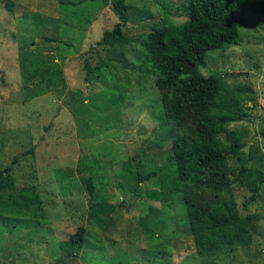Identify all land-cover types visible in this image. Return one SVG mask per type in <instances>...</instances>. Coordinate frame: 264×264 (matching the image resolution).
<instances>
[{
  "label": "rangeland",
  "instance_id": "obj_1",
  "mask_svg": "<svg viewBox=\"0 0 264 264\" xmlns=\"http://www.w3.org/2000/svg\"><path fill=\"white\" fill-rule=\"evenodd\" d=\"M62 1L69 4L0 0V170L10 166L13 183L0 192V218L11 219L0 220V264H264V184L253 197L237 184L231 190L240 217H252L251 240L199 255L171 141L160 139L163 108L145 58L147 36L184 23L188 0H124L122 37L100 50L109 66L89 83L83 53L119 19L109 1ZM256 1L239 0L245 25L237 43L208 52L200 70L224 85L216 110L233 98L246 115L221 139L237 137L241 152L247 146L246 166L264 168V17L252 8ZM69 92L80 98L71 101ZM239 158L229 156L231 169ZM151 170L158 175L136 182V172ZM80 173L94 181L92 207ZM20 190L38 202L11 215ZM79 227L85 245L67 255L59 243Z\"/></svg>",
  "mask_w": 264,
  "mask_h": 264
},
{
  "label": "trees",
  "instance_id": "obj_2",
  "mask_svg": "<svg viewBox=\"0 0 264 264\" xmlns=\"http://www.w3.org/2000/svg\"><path fill=\"white\" fill-rule=\"evenodd\" d=\"M102 1H109L119 21L83 53L82 70L86 83L98 79L101 71L108 68V61L101 57L100 50L118 44L129 18V6L124 0ZM59 2L69 4L62 0ZM238 6L239 0H188V19L184 23L155 28L146 41L145 58L155 75L154 85L163 108L160 139L171 141L170 159L177 183L182 185L186 225L194 236L199 255L216 253L227 246L247 244L251 240L252 217H240L231 190L237 184L246 188L253 197L264 184V168L246 166L250 156L240 151L244 144H240L232 134L230 144L221 139V134L227 132L228 123L246 116L240 103L229 98L218 106L220 110H216L224 85L216 74L204 75L200 70L205 66L208 52L237 43L239 27L245 25V20L236 15ZM251 6L264 17V0H258ZM68 96L71 101L80 98L79 93L69 92ZM239 154L242 163L231 169L229 156L237 157ZM16 161L17 157L13 163ZM10 171V166L0 170V192L13 187L8 174ZM157 175L156 170L136 172V182L150 181ZM79 180L92 207L94 181L91 176L85 177L81 173ZM151 193L156 197L159 194L155 190ZM37 202L35 195L30 196L25 190H20L16 205L10 207L9 212L20 215L24 213L23 209ZM0 220L2 225L11 222L8 218ZM13 222L20 224L19 220ZM85 242V230L79 227L67 240L59 243V248L67 255L77 256Z\"/></svg>",
  "mask_w": 264,
  "mask_h": 264
},
{
  "label": "water",
  "instance_id": "obj_3",
  "mask_svg": "<svg viewBox=\"0 0 264 264\" xmlns=\"http://www.w3.org/2000/svg\"><path fill=\"white\" fill-rule=\"evenodd\" d=\"M244 152H245L246 155H248L247 146L244 147Z\"/></svg>",
  "mask_w": 264,
  "mask_h": 264
}]
</instances>
